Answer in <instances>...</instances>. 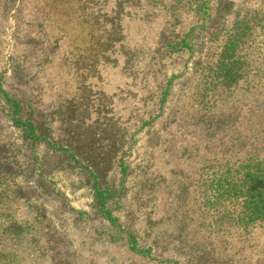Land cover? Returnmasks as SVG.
Segmentation results:
<instances>
[{"label": "rangeland", "instance_id": "rangeland-1", "mask_svg": "<svg viewBox=\"0 0 264 264\" xmlns=\"http://www.w3.org/2000/svg\"><path fill=\"white\" fill-rule=\"evenodd\" d=\"M0 264H264V0H0Z\"/></svg>", "mask_w": 264, "mask_h": 264}]
</instances>
